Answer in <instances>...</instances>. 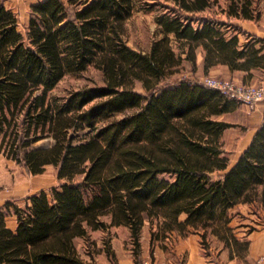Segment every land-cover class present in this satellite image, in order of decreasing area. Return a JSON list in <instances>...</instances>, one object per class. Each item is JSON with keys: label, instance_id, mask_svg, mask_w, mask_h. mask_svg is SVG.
I'll return each mask as SVG.
<instances>
[{"label": "trees", "instance_id": "obj_1", "mask_svg": "<svg viewBox=\"0 0 264 264\" xmlns=\"http://www.w3.org/2000/svg\"><path fill=\"white\" fill-rule=\"evenodd\" d=\"M217 1L39 0L24 32L0 0V155L30 174L52 165L60 181L0 208V264H95L76 237L119 225L137 256L148 220L152 236L193 230L239 243L231 209L264 207V122L230 166L222 135L233 124L218 116L237 104L173 76L183 61L196 66L198 48L204 68L264 65V39L235 22L258 18L254 0H225L221 11ZM157 5L161 37L149 50L128 45V17ZM89 66L103 83L52 94Z\"/></svg>", "mask_w": 264, "mask_h": 264}, {"label": "rangeland", "instance_id": "obj_2", "mask_svg": "<svg viewBox=\"0 0 264 264\" xmlns=\"http://www.w3.org/2000/svg\"><path fill=\"white\" fill-rule=\"evenodd\" d=\"M4 4L17 15L18 28L21 31L26 30L27 22L31 13L30 4L39 0H2ZM225 0H218L215 5L217 11L225 8ZM255 11L259 10V16L254 20L257 31L264 33V0H254ZM162 11L161 6L152 9H137L128 17L125 26V38L128 45L140 49L149 50L151 44L161 37L160 26L156 21V16ZM220 16L223 15L219 12ZM238 22L237 20L235 21ZM244 40V36H243ZM173 47L176 42L172 41ZM198 48L195 62L198 58ZM204 63V62H203ZM196 62L183 61L182 68L173 76L179 78H190L201 82L206 75L222 77L242 84L260 85L264 82H241L229 79L221 75H213L207 72L204 65ZM103 83L102 74L93 66H89L85 71L67 72L52 90V94H64L74 88H80L87 85ZM136 87L140 89L137 82ZM237 106L230 112L219 115V118L233 124L225 129L222 135L224 152L231 164L237 155L245 148L253 129L264 121V98L256 102L257 104L250 108L245 104L234 100ZM43 141L36 145L42 146ZM46 169L41 173H29L20 163L0 155V199L11 198L21 205L27 195L40 190H48L52 186L59 185L56 170L52 165H46ZM232 223L234 234L238 237L239 243H231V247L239 252H244L243 241L246 235L253 229L264 226V219L258 214V206L251 205L250 210L239 205L232 210ZM252 214L251 216H248ZM183 218V214L180 215ZM140 232V254L134 255L133 243L129 237V229L124 225L109 226L105 229H91L86 237H76L75 245L79 253L88 262L95 264H181L188 251L192 247L199 249L205 254L206 260H219L218 254L224 246V242L218 236L207 234L202 241V236L195 231L185 235L178 230L168 231L160 235H151L152 230L157 229L156 222L149 220Z\"/></svg>", "mask_w": 264, "mask_h": 264}, {"label": "crops", "instance_id": "obj_3", "mask_svg": "<svg viewBox=\"0 0 264 264\" xmlns=\"http://www.w3.org/2000/svg\"><path fill=\"white\" fill-rule=\"evenodd\" d=\"M37 2V1H36ZM4 3V2H3ZM34 3V2H32ZM5 5V4H4ZM6 6V5H5ZM7 7V6H6ZM8 8V7H7ZM238 25L241 26V28L243 30L248 31L249 33H251L252 35H255L257 37H261L264 39V33H261L259 31H257V26L254 23V20L251 19H241V20H237ZM243 36H244V40L245 39V35L240 34V41L244 42L243 40ZM256 47H259V44H255ZM260 52H264V43H263V47L261 49ZM196 62L200 65H202L203 61H202V53L201 51H199L198 54V58L196 60ZM207 72H209L210 74L213 75H221L223 77H227L229 79H234L236 81H241V82H253V81H258V82H264V65L262 66H251L249 68H245V69H229V67L226 64H216V66H212L210 68L207 69ZM264 107V104H261V107ZM264 121L261 122V124ZM261 124H259L258 126H256L253 131L252 134L247 142V144L245 145V148L237 155V157L233 160V164L235 163V161L238 159V157L240 156V154L247 148V145L249 144L250 140L252 139L253 135L255 134V131L261 126ZM229 161V159H228ZM230 163V162H229ZM233 164L230 163V166H232ZM37 174V173H34ZM46 191V190H44ZM38 192V191H36ZM34 193V192H32ZM31 195V194H29ZM27 195V197L29 196ZM25 197L23 200V203L25 202V199L27 198ZM14 201L15 203H19L11 198H3L0 199V208L3 206V204L6 201ZM20 204V203H19ZM243 206V208H247L248 210H250V204H244V203H239L236 204V206ZM234 208L231 209V211ZM258 214L260 216L261 219H264V207H260L258 208ZM252 214L248 215L251 216ZM232 219L230 224L232 223ZM6 224L7 226H10L12 228H14L15 225V217L14 216H7L6 217ZM243 247L245 248L244 252H239L235 249H233L231 246H223L218 254V257L220 258L219 260H214V261H207L206 260V256L204 253H202L199 249H194V247L191 248L190 251H188L185 259L183 260V262L181 264H251L252 261L254 259H256L257 257H259L260 255H264V226L262 227H258L255 228L253 230H251L245 237V240L243 241ZM262 264H264V260L262 261Z\"/></svg>", "mask_w": 264, "mask_h": 264}, {"label": "built area", "instance_id": "obj_4", "mask_svg": "<svg viewBox=\"0 0 264 264\" xmlns=\"http://www.w3.org/2000/svg\"><path fill=\"white\" fill-rule=\"evenodd\" d=\"M223 93L228 99L235 100L253 108L260 99L264 98V84H242L222 77L206 75L201 83ZM264 255H260L251 264H262Z\"/></svg>", "mask_w": 264, "mask_h": 264}]
</instances>
